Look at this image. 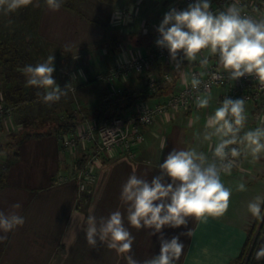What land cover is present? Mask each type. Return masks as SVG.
<instances>
[{"label": "crops", "instance_id": "crops-1", "mask_svg": "<svg viewBox=\"0 0 264 264\" xmlns=\"http://www.w3.org/2000/svg\"><path fill=\"white\" fill-rule=\"evenodd\" d=\"M64 3L75 8L62 4L59 10L52 11L46 4L41 7L37 34L52 47L67 52L69 63L59 74L64 83L55 81L61 89L67 86L68 94L58 103L76 109L93 108L112 95L110 84L104 79L99 80L98 76H104L119 58L124 60L138 54L142 47L133 46L129 36L144 37L162 22L173 6L172 0H64ZM75 61L79 63L75 64ZM72 62L74 68L68 66ZM148 74L153 73H136L123 80L129 86H136L138 80L144 81ZM8 75L0 74L1 94L16 92L8 88L11 85ZM116 86L117 79L115 89ZM219 95V89L208 94L206 108L159 115L146 128L144 140L136 147L134 155L129 156L115 148L97 168L86 215H94L99 226L101 218L106 219L117 210L122 212L125 226L135 240L131 252L121 255L109 249L99 237L97 248L87 244L85 214L76 208L78 184L71 176L62 174L68 159L59 138L48 134L17 139L11 156L6 159L4 143L8 137L0 128V167L7 166L4 184L0 187V211L5 215L16 211L26 221L6 234L0 231V235H7V239L0 242V264H127L126 256H131L137 264H144L159 255L162 239L170 241L174 236H178L185 246L177 264H220L219 255L225 256L224 264H229L238 254L245 228L253 219L248 212V203L257 196L264 197V177L249 171L264 160L258 159L253 166L248 164L246 144L238 169L230 176L221 175V182L232 194L227 211L220 217L209 216L207 222L188 217L186 226H165L152 234L154 229L137 230L128 225V206L120 199L122 185L132 174L149 183L155 177H161L162 183H170L159 165L173 150H194L203 154L204 167L214 163L213 143L219 134L214 126H207V120L220 107ZM245 124L247 129V120ZM162 141H165L163 148ZM240 183L246 190H237ZM16 203L21 207L12 209ZM190 229L191 237L182 235Z\"/></svg>", "mask_w": 264, "mask_h": 264}, {"label": "clouds", "instance_id": "clouds-1", "mask_svg": "<svg viewBox=\"0 0 264 264\" xmlns=\"http://www.w3.org/2000/svg\"><path fill=\"white\" fill-rule=\"evenodd\" d=\"M49 10L57 11L64 0H45ZM34 0H0V14L10 16L18 10L33 5ZM34 6L39 7L38 0ZM210 0H196L189 4L187 9L178 11L171 8L165 13L158 27L160 39L156 41L160 47H166L173 61L177 54L183 51L188 60H194L198 53L204 49L218 54L219 64L230 73L235 80L247 75H254L264 86V19L255 20L242 16L241 9L234 4L226 11L214 14L210 11ZM12 21L9 20L10 24ZM54 57L50 56L44 62L36 65H26L21 71L26 77V85L42 89L37 92L42 102L51 106L62 97L67 96V86L64 89L53 78L55 71ZM207 63V61H203ZM179 68V64L176 65ZM200 83L193 78V87ZM198 108H206L209 100H197ZM231 117V119L229 118ZM146 119V117H144ZM246 120L244 99H224L222 106L215 110L214 115L207 120L208 127H215V131L223 137L215 147L214 155L221 161L228 156L225 149L229 145L238 143L237 133ZM264 128H257L245 133L240 143L246 142L253 160L260 159L264 152ZM165 141L161 142L163 148ZM232 157L241 155L237 148H231ZM205 157L194 150H173L162 164L159 165L163 174L170 178V183H162L161 177H155L151 183L139 179L137 175H130L122 185L121 201L127 207V223L137 230L141 228L154 229L152 234L158 233L163 227L179 228L186 226L188 217L197 222H207L209 216L220 217L229 207L231 189L221 182V171L230 174L235 161H229L218 168L215 163L203 166ZM199 161V162H198ZM238 191L246 190L240 183ZM264 197L257 196L248 203V212L256 219H264L261 205ZM16 203L12 209H19ZM25 218L16 211L5 215L0 211V231L8 233L18 226L25 224ZM86 241L91 248H97V237L106 243L109 249L115 250L118 255L131 252L135 237L125 226V218L117 210L104 219L101 218L99 226L94 215L86 219ZM72 229H69L71 232ZM182 235L191 237L190 229ZM7 239V235H0V242ZM184 244L174 236L170 241L161 240L158 256L144 261V264H177L180 260ZM127 264H137L131 256L125 257ZM257 261L264 259V243H261L255 252Z\"/></svg>", "mask_w": 264, "mask_h": 264}, {"label": "built area", "instance_id": "built-area-1", "mask_svg": "<svg viewBox=\"0 0 264 264\" xmlns=\"http://www.w3.org/2000/svg\"><path fill=\"white\" fill-rule=\"evenodd\" d=\"M172 8L185 10L189 4H193L196 0H172ZM211 8L214 14H218L220 11H226L230 5H235L241 9V15L251 17L255 20H259V12L261 0H210ZM160 24L153 27L152 33V45L151 50L146 51L141 49L138 54L131 57L120 58L116 62L117 69H111L105 76L104 80L110 84L111 91L115 92L114 81L119 71L123 78H129L132 74H142L145 71L146 66L160 64L168 66L169 69H163L156 74L145 75L144 85L148 92H153L156 89L169 84L172 80L171 69L179 62H189L183 66L179 72L178 78L175 82L173 89L164 97L155 101H143L138 100L135 104L133 111L126 114L124 117H115L109 122H104L98 125L95 122L85 123V128L76 129L77 135L81 138L85 135V140H89L91 143L90 152L97 156L100 153L109 154L111 150L118 149L120 152H126L129 156L134 155V151L137 146L144 140L145 130L148 126L153 124L159 115L165 114L170 111L177 110H194L197 108V100L206 98L212 91L219 89V102L222 106L224 99H244L245 101V116L247 117V109L249 104L256 102L259 106V111L256 114V118L264 119V86H261L260 82L254 75H245L238 79H231L230 73L225 71L219 64L218 54H213L208 49L202 50L197 54L194 60H188L183 51L178 52L177 59L173 61L170 57L169 51L166 47H160L156 41L160 39V33L158 27ZM207 63H203V61ZM197 64H191V63ZM146 73V72H145ZM148 73V72H147ZM103 77V76H102ZM196 78L200 83L193 87L192 80ZM1 112V111H0ZM3 115V113H1ZM0 114V116H1ZM146 117V119H144ZM231 119V117H229ZM87 122V121H83ZM246 122V120H245ZM245 125V123H244ZM241 127L239 133H237L238 143L229 145L225 151L228 156L225 160L221 161L218 157L213 155V162L218 168H221L222 164H227L229 161L234 160L235 164L230 174H226L221 171V175L230 176L234 173L238 167L243 154L242 140L245 134V126ZM231 138V134L228 137H223L219 134V137L213 143V152L215 147L221 142L222 139ZM237 148L241 155L238 157H232L230 154L231 148ZM78 188L83 189L84 186L78 184Z\"/></svg>", "mask_w": 264, "mask_h": 264}, {"label": "rangeland", "instance_id": "rangeland-1", "mask_svg": "<svg viewBox=\"0 0 264 264\" xmlns=\"http://www.w3.org/2000/svg\"><path fill=\"white\" fill-rule=\"evenodd\" d=\"M261 1H263V4L261 3L260 6L259 20L264 19V0ZM35 2L36 0H34V4ZM38 3L39 7L34 6V4L28 5L10 16L0 14V74H10L8 75V78L10 81L9 84L11 85L8 88L16 90V92L12 94H1L0 92V114L3 113V115L1 114L0 116V128H2V131L8 137L6 140L7 142L5 141L4 143V145L6 144L5 147H7L4 154V158L6 159L11 156L13 144L18 138L28 136L37 131H53L56 121L61 119L66 113L75 112V114L79 115V121L81 120L80 117L83 118L76 128L77 130L78 128L83 130L86 126L85 123L94 121V119L90 118L93 111L92 107L76 109L67 107L66 103H63L61 106L58 102L52 103L51 106H49L42 102L40 97L36 94L38 91L42 93V89L26 85V77L21 70L26 65L34 66L37 63L44 62L47 60L49 53L54 57L53 64L55 71L53 73V78L56 81H60L61 85L64 83V78L59 76L60 70H63L65 64L69 63L67 62V52L65 50L52 47L37 34L39 11L46 2L45 0H38ZM9 20L12 21L10 24L8 23ZM6 42L8 44L5 47ZM121 51L124 50L122 49ZM68 54L69 56L72 55L71 53ZM75 57L76 60H78L76 55ZM73 63L74 62L68 66L74 68L75 66ZM77 63L79 62L75 61V64ZM162 68V65L154 64L146 66L145 71L143 72H152L153 74H156L157 72L162 71ZM111 69H117L116 65H112L109 71ZM120 72L121 71H119L116 76L118 86L116 87L117 89L119 88V91L124 87L132 88L134 91L138 89H146L144 81H141L140 79V82L138 80L136 86H133L134 84L132 86L127 85V81L123 80ZM106 74H104V76ZM135 75L136 74H132L130 77ZM100 76H98V79L100 78L99 80H103L104 76ZM67 83L68 82H66V84ZM22 92H25L26 94H23ZM17 102L21 104L16 105ZM256 104V102L249 104L247 109L248 115L246 120L248 126L247 129L245 127V133L247 130L252 131L257 128H264V119L261 120L255 117L260 110L259 106ZM262 112L264 114V109ZM100 124H102V121H99L98 125ZM77 132L76 130H73L67 134L59 136L61 147L64 150V156L68 159V163L65 162L62 174L67 177L71 176L76 180L77 184H82L84 186L83 189L79 188L78 192H80V190L81 192H91V186L93 185L96 170L106 161L107 154L100 153L99 155L94 156L90 152V141L84 139L85 135L83 138L79 137ZM262 142H264V138H262ZM245 144L246 142L243 143V147ZM262 154H264V152L260 154V159L264 160V156H261ZM79 156H83L84 158V162H82L81 165L77 164ZM246 158L247 163L251 166L257 161L252 159L248 149ZM254 166L253 169L249 171L256 173L258 176L264 177V163H260L258 166L256 165L257 167ZM88 188L90 189L88 190ZM225 260V256L219 255L220 264H224Z\"/></svg>", "mask_w": 264, "mask_h": 264}, {"label": "trees", "instance_id": "trees-1", "mask_svg": "<svg viewBox=\"0 0 264 264\" xmlns=\"http://www.w3.org/2000/svg\"><path fill=\"white\" fill-rule=\"evenodd\" d=\"M109 1V0H106ZM63 5L75 8L71 4L63 3ZM131 44L136 47H142L146 51L151 50L152 45V33L148 32L144 37H136L135 35L129 36ZM7 42L5 47L7 46ZM189 62L183 61L179 62V68L175 66V68L171 69L172 71V80L169 84L162 86L156 89L153 92H148L147 89H141L134 91L132 88L124 87L119 91V88L112 92L108 98L100 101L96 104L92 109V113L90 115L91 119H94L93 122L99 124V121L109 122L115 117H124L129 112L133 111L135 108V104L138 100L150 101L151 99H159L168 94L173 87L175 86V82L178 78L179 72L183 66L188 64ZM198 63V62H197ZM195 62L191 64H197ZM160 65V64H156ZM163 69H169L168 66H163ZM26 94L25 92H22ZM29 95V93H28ZM79 115L75 114V112L66 113L61 119L57 120L53 131H37L36 133L30 134L25 137H40L43 135L53 134L57 138L59 136L67 134L70 131L76 130L77 126L80 124V121L83 119ZM24 137L18 138L21 140ZM85 157V156H84ZM84 158L83 156H79L77 164L81 165ZM6 165L0 167V187L4 184V174L6 172ZM92 187V186H91ZM90 187V188H91ZM88 188V190L90 189ZM90 191L88 192H79L76 201V208L83 211L85 214V222L87 219L86 216V205L90 196ZM262 215H264V204L261 205ZM264 243V219H253L245 228V238L240 247L238 254L233 258L229 264H264V259L257 261L255 259V252L259 248L260 244Z\"/></svg>", "mask_w": 264, "mask_h": 264}]
</instances>
